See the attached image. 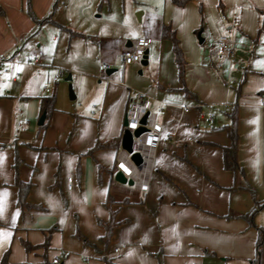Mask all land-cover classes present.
<instances>
[{
  "label": "crops",
  "instance_id": "0c3cea01",
  "mask_svg": "<svg viewBox=\"0 0 264 264\" xmlns=\"http://www.w3.org/2000/svg\"><path fill=\"white\" fill-rule=\"evenodd\" d=\"M104 1L109 4L30 0L36 23L25 0H0V56L9 59L0 67V261L7 252L8 264H53L54 258L58 264H104L103 257L109 264H249L257 230L241 216L253 204L243 189L234 190L240 178L223 169L221 148L229 141L222 127L235 111L237 163L248 186L264 193V0L219 3L205 53L195 45L199 21L193 9L198 5L206 12L212 7L207 0H189L183 7L159 0L157 10L140 13V26L130 19L127 24L124 14L97 21L101 11L94 13ZM163 26L175 32L190 96L180 90L172 46L161 38ZM222 35L234 51L231 58L216 55ZM142 37L151 39L146 64L123 66L120 80L109 78L120 52ZM89 52L98 60L97 70L102 62L114 65L105 72L108 78L84 74L98 85L91 91L89 117L55 109L40 130V98L50 96L44 90L50 73L40 63L52 66L59 57L64 65L83 66ZM140 67L154 72L150 87L135 79ZM18 74L22 82L16 87ZM138 94L151 98L161 129L144 190L114 181L123 119ZM96 106L99 111L92 113ZM214 108L227 111L216 125ZM96 144L112 146L89 154ZM16 175L32 185L30 209L16 205ZM107 197L115 202L112 209H119L120 224L105 247L98 221L109 219ZM263 210L253 217L262 232L258 212ZM25 243L32 248L26 250Z\"/></svg>",
  "mask_w": 264,
  "mask_h": 264
},
{
  "label": "rangeland",
  "instance_id": "374dc122",
  "mask_svg": "<svg viewBox=\"0 0 264 264\" xmlns=\"http://www.w3.org/2000/svg\"><path fill=\"white\" fill-rule=\"evenodd\" d=\"M230 1L221 0L220 2V0H215V1L207 0L208 8L210 6L212 7H210V9H207L206 12L205 11L203 12L202 10H200L199 9L200 7L198 5L195 6V9H193L199 21V25L196 29V32L193 34V37L195 38L196 47L202 50L203 53L208 51L209 44H210L208 34H209L210 27L214 25V16H213L214 11L213 10H216V9L222 10V7L219 6V3H222L225 5V2H230ZM159 3H160L159 0H109V4L105 1L103 2V4L99 2L97 5V9L94 13V17H97V15H99L98 9H100L102 18H97V21H100L105 17H106V20L111 21L112 18H116V16L118 18H121L122 15L124 14L126 16L125 19H126L127 24L130 19L132 23H134L137 26H140L141 23L138 21L137 15L139 13H142L143 10H147L153 7L156 8L157 10V6ZM100 4H102L101 6L102 10L99 7ZM160 7L162 8V6ZM223 16H224V12H223ZM186 17L191 20L193 19V14L189 13L188 15H186ZM210 32L212 34V31ZM130 34L132 35V33ZM199 38L204 39L205 42L201 44ZM87 56L91 59L90 61H87L88 64H85L83 66H80L79 64H75L72 62L70 63L66 62L67 65H64V63L60 60L59 57H56L57 58L56 63H54L52 66L46 63L44 64L40 63V68H43V69L45 68L49 70V73H50L49 75L50 79L48 80L49 82H47L49 85L48 86L49 92L47 94H45L44 92L43 93L45 95H53V94L55 95V109L59 113L67 114V115L69 114V115H80L82 117H89V110L91 107L90 105L91 91L96 89L98 85L95 84L97 79H95V83H93V81L87 80L88 78H86L84 74L87 71V73L92 74L93 76L95 74V76H97L98 79L108 78V77L106 76L105 71L99 72V70H97L98 60L93 58V54L92 53L90 54L89 52ZM120 62H121L120 59L117 57L115 64L117 65V63H119V65L115 67L116 71L112 73L109 76V78H116L117 76V80L121 79L120 76L122 72L125 71L126 67H123L120 64ZM140 69L142 70V72H140L139 70H136L134 73V77L137 80V82L144 84L146 86H149V87L153 85L154 72L150 74L149 72H147V70L144 69V67L143 68L140 67ZM55 75L60 77L57 85H54L50 82V80ZM68 75L71 76V80L69 82L65 81V78ZM26 76H30L31 78V75H29L28 73L26 74ZM16 78H17L16 87H19V84H21L22 80L20 79L19 74L16 76ZM122 81L124 82L126 87H128L127 83L129 84V82L125 81L124 78H122ZM30 82L31 80H29L28 86L31 84ZM69 85L71 86L73 95L75 96L73 100L69 98V89H68ZM211 112H212L211 114L213 115V117H215V125L218 124L217 123L218 121H216V119L221 115L225 116V114L227 113V111L221 108L220 109L214 108L213 110H211ZM157 124L159 125L158 122ZM251 189L254 191V194H255L254 198L257 201L259 200L260 196L264 194L262 191L256 190L253 186H251ZM241 191H243L244 195L247 198H249V200L254 205V199L251 193L246 189L245 190L243 189ZM258 219L263 225V226L262 225H259V226H261L263 229V245H264V210L258 212ZM218 259H222V258H218ZM236 263L241 264V262H236V261L235 262L229 261L227 264H236Z\"/></svg>",
  "mask_w": 264,
  "mask_h": 264
},
{
  "label": "trees",
  "instance_id": "16d2710c",
  "mask_svg": "<svg viewBox=\"0 0 264 264\" xmlns=\"http://www.w3.org/2000/svg\"><path fill=\"white\" fill-rule=\"evenodd\" d=\"M189 0H171L172 4L177 6V7H183L185 4L188 3ZM25 10L27 15L34 21L38 22L36 17L33 15V12L30 7V0H25ZM0 14L2 12L0 11ZM262 17L264 18V11L261 12ZM46 21V20H45ZM78 34L71 33V36H75ZM161 38L163 40H166L170 42L172 46V51L175 55V62H176V69H177V77L179 84L181 85L180 90L185 93V95L190 96L189 92L187 89L184 87V67H185V60L183 57V53L178 45L175 32L169 27V26H163L161 28ZM39 111H40V117L44 116V122L39 126L40 130H44L47 127V121L48 119L52 116L53 112L55 111V95H50V96H45L40 98V106H39ZM237 116L235 111H233L229 115V123L225 126L222 127V130L225 132L226 137L229 141V145L222 147L221 148V159H222V166L225 171H229L233 174H235L236 177H239L242 184L235 186L234 190L236 189H246L248 190L253 199H254V205L250 209L249 212L246 214L242 215L241 217L245 219L249 225L254 226L257 230V238L255 242V255L254 258L249 261V264H263V255H264V245H263V232L261 228L256 227L253 224V217L257 211H259L261 208L264 207V201L259 202L255 200V194L254 191L248 186V184L245 182L244 177H243V171L240 168V166L237 163L236 160V151H237V142H238V134H237ZM112 144H96L94 145L93 149L89 151V154H91L94 150L100 149L103 147H110ZM18 165V161L16 159L14 168L16 170ZM98 169V176L102 171V168L100 166H97ZM100 178V176H99ZM14 186L17 188V201L16 205L17 207L22 210V209H30V205L27 203V195L28 192L31 188L30 183H24L22 182L16 175L15 177V182ZM127 203V201H125ZM115 202L111 197H107L105 207L107 208L109 212V219L106 222L98 221V224L104 229V235L99 239L100 242L103 243L105 247L108 246L111 237L113 235V231L115 230L116 227L119 226L120 222L116 221V216L117 210L112 209V205H114ZM124 204V202L122 203ZM81 240L83 241L84 244L91 245L85 238L80 237ZM24 248L26 250H29L32 248L30 245L27 243L24 244ZM103 262L104 264H109L111 261L103 257ZM0 264H8L7 263V252L3 255Z\"/></svg>",
  "mask_w": 264,
  "mask_h": 264
},
{
  "label": "built area",
  "instance_id": "2783aa9c",
  "mask_svg": "<svg viewBox=\"0 0 264 264\" xmlns=\"http://www.w3.org/2000/svg\"><path fill=\"white\" fill-rule=\"evenodd\" d=\"M151 43V39L148 37H142L135 41L134 46L130 49H126L120 52V64L122 66H128L135 63H139L142 60V57L145 54V51L148 49ZM216 55L220 58H231L234 55V51L229 43L228 38L225 35L219 36L217 39V48H216ZM33 64H37V60L33 61ZM3 65H9V59L4 56H0V67ZM114 65L112 63H105L102 62L99 64V70L101 72L110 70ZM6 73H10V70L7 68L5 70ZM59 76L55 75L53 77V81L57 82ZM46 93L49 92V87H44ZM152 100L148 96H143L138 94L136 96V101L132 102L129 109L126 112V120L127 125L123 129H128L132 134L133 132L141 126V119L146 115L145 125H143L147 130L142 133L139 137H133L132 143V152H139L142 157V163L139 167L134 166V164L130 161V154H127L125 151H120L117 155V163L116 168L121 169L127 178H131L126 171L125 167L122 165L119 156L123 152L125 154L126 160L129 162L130 165L134 166L137 170H141L144 164L145 158L143 152L137 148V141L143 137H149V144L152 147L151 159L157 142L159 140V135L161 132L160 126L157 124V117L154 112L151 111ZM99 111V106H96L92 113ZM211 120V119H210ZM132 179V178H131ZM134 181V180H133ZM135 182V181H134ZM68 183H71V179H68ZM136 185V184H135ZM147 187V178L146 183L142 190ZM68 189H71V185L68 186ZM53 264H58L59 259L54 258L52 261Z\"/></svg>",
  "mask_w": 264,
  "mask_h": 264
},
{
  "label": "water",
  "instance_id": "95a60500",
  "mask_svg": "<svg viewBox=\"0 0 264 264\" xmlns=\"http://www.w3.org/2000/svg\"><path fill=\"white\" fill-rule=\"evenodd\" d=\"M140 13L137 15L138 21L140 20L139 18ZM146 56H147V50L145 51L144 56L142 57V60L140 61L141 64L145 65L146 64ZM110 70L106 71V74H110ZM71 80L70 75H68L65 78V81L69 82ZM69 89V98L73 100L75 97L73 95L71 86H68ZM145 119L146 115L141 119V126L138 127L133 134L128 130V129H123L121 139H120V147L123 151H125L127 154H130L129 158L130 161L134 164V166L139 167L142 163V157L139 152H132V143H133V137H139L142 133H144L147 129L143 126L145 125ZM44 116H41L39 119L38 124L41 125L43 123ZM127 125V120H126V115L123 119L122 126L123 128L126 127ZM114 181L122 184V185H128V186H135V182L131 178H127L124 174V172L121 169H118L117 172L114 175Z\"/></svg>",
  "mask_w": 264,
  "mask_h": 264
},
{
  "label": "bare ground",
  "instance_id": "6f19581e",
  "mask_svg": "<svg viewBox=\"0 0 264 264\" xmlns=\"http://www.w3.org/2000/svg\"><path fill=\"white\" fill-rule=\"evenodd\" d=\"M137 148H139L144 155L145 161L141 170H137L134 166L130 165L126 160L125 154L122 152L119 156V159L122 165L125 167L129 176L135 181V186L137 189L142 190L145 183L146 178L148 176V170L150 167V156L152 153V147L149 144V137L143 136L137 141Z\"/></svg>",
  "mask_w": 264,
  "mask_h": 264
}]
</instances>
